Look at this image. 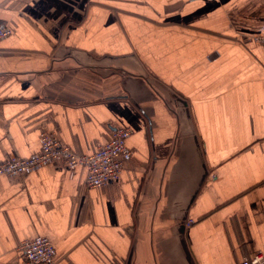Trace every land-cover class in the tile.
<instances>
[{
  "label": "crops",
  "instance_id": "obj_1",
  "mask_svg": "<svg viewBox=\"0 0 264 264\" xmlns=\"http://www.w3.org/2000/svg\"><path fill=\"white\" fill-rule=\"evenodd\" d=\"M0 164L43 131L92 154L130 127L119 182L0 175V264H239L264 250V0H0Z\"/></svg>",
  "mask_w": 264,
  "mask_h": 264
},
{
  "label": "built area",
  "instance_id": "obj_2",
  "mask_svg": "<svg viewBox=\"0 0 264 264\" xmlns=\"http://www.w3.org/2000/svg\"><path fill=\"white\" fill-rule=\"evenodd\" d=\"M11 33V28L0 23V42ZM253 40L264 47V35ZM130 127L116 126L110 140L100 144L92 154H79L64 145L53 131H43L40 135L41 149L28 156H13L0 164V175H16L33 172L49 163L61 164L73 175L83 165L87 168V184L99 187L109 182H119L124 163L133 157L127 140L131 136ZM23 264H59L56 248L46 236L25 239L21 244ZM239 264H264V250L253 256L244 257Z\"/></svg>",
  "mask_w": 264,
  "mask_h": 264
}]
</instances>
